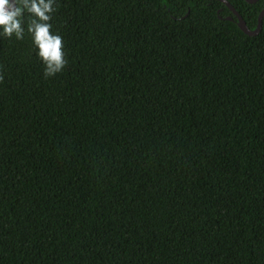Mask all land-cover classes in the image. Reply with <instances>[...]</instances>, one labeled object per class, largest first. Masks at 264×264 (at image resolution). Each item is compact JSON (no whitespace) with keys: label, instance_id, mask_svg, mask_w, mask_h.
I'll use <instances>...</instances> for the list:
<instances>
[{"label":"trees","instance_id":"obj_1","mask_svg":"<svg viewBox=\"0 0 264 264\" xmlns=\"http://www.w3.org/2000/svg\"><path fill=\"white\" fill-rule=\"evenodd\" d=\"M228 1L257 29L264 0ZM15 2L0 264H264V18L250 36L220 0Z\"/></svg>","mask_w":264,"mask_h":264},{"label":"water","instance_id":"obj_2","mask_svg":"<svg viewBox=\"0 0 264 264\" xmlns=\"http://www.w3.org/2000/svg\"><path fill=\"white\" fill-rule=\"evenodd\" d=\"M224 2L227 7L231 10V12L237 17L238 26L240 29L247 35L256 36L262 30L263 18H264V9L261 11L258 19V27L255 30H251L248 26L244 18L240 15V13L233 7V5L228 0H220ZM249 3H255L258 0H246ZM1 13L10 14L16 10V2L15 0H10V4L4 3L0 1ZM227 20L233 21V17H226Z\"/></svg>","mask_w":264,"mask_h":264}]
</instances>
